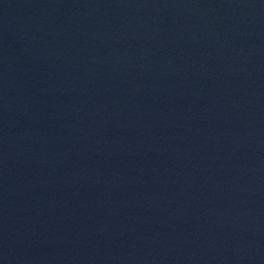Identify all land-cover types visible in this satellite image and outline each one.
Wrapping results in <instances>:
<instances>
[{
	"label": "water",
	"instance_id": "95a60500",
	"mask_svg": "<svg viewBox=\"0 0 264 264\" xmlns=\"http://www.w3.org/2000/svg\"><path fill=\"white\" fill-rule=\"evenodd\" d=\"M0 127L264 264V0H0Z\"/></svg>",
	"mask_w": 264,
	"mask_h": 264
}]
</instances>
